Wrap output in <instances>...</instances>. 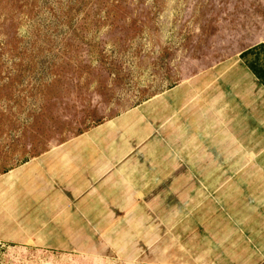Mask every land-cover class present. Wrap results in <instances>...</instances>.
<instances>
[{"label": "crops", "instance_id": "obj_1", "mask_svg": "<svg viewBox=\"0 0 264 264\" xmlns=\"http://www.w3.org/2000/svg\"><path fill=\"white\" fill-rule=\"evenodd\" d=\"M205 54L221 57L2 175L0 240L103 261L264 264V35Z\"/></svg>", "mask_w": 264, "mask_h": 264}, {"label": "rangeland", "instance_id": "obj_2", "mask_svg": "<svg viewBox=\"0 0 264 264\" xmlns=\"http://www.w3.org/2000/svg\"><path fill=\"white\" fill-rule=\"evenodd\" d=\"M263 35L264 0H0V179ZM0 264L164 263L0 240Z\"/></svg>", "mask_w": 264, "mask_h": 264}]
</instances>
